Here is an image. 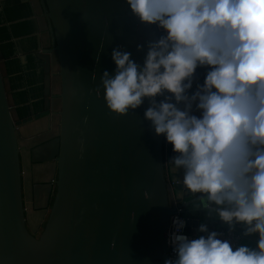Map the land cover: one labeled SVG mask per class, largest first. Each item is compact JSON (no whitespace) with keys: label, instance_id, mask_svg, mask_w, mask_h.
<instances>
[{"label":"water","instance_id":"obj_1","mask_svg":"<svg viewBox=\"0 0 264 264\" xmlns=\"http://www.w3.org/2000/svg\"><path fill=\"white\" fill-rule=\"evenodd\" d=\"M39 1L58 102L47 217L40 233L28 224L23 119L0 52V264H164L171 217L177 206L200 211L195 197L180 193L174 176L182 174L143 117L147 102L118 116L94 91L115 67L112 48L140 61L136 44L151 30L125 0Z\"/></svg>","mask_w":264,"mask_h":264},{"label":"clouds","instance_id":"obj_2","mask_svg":"<svg viewBox=\"0 0 264 264\" xmlns=\"http://www.w3.org/2000/svg\"><path fill=\"white\" fill-rule=\"evenodd\" d=\"M125 3L151 30L142 60L113 47L95 94L118 116L147 102L177 188L203 212L195 235L171 218L164 264H264V0Z\"/></svg>","mask_w":264,"mask_h":264},{"label":"crops","instance_id":"obj_3","mask_svg":"<svg viewBox=\"0 0 264 264\" xmlns=\"http://www.w3.org/2000/svg\"><path fill=\"white\" fill-rule=\"evenodd\" d=\"M51 48L49 26L39 0H0V52L14 107L23 119L20 130L26 143L22 158L27 176L28 224L38 233L47 217L48 172L57 138L54 110L58 102L53 62L47 53ZM187 216L197 225L203 222L202 211H187Z\"/></svg>","mask_w":264,"mask_h":264},{"label":"built area","instance_id":"obj_4","mask_svg":"<svg viewBox=\"0 0 264 264\" xmlns=\"http://www.w3.org/2000/svg\"><path fill=\"white\" fill-rule=\"evenodd\" d=\"M168 144H166L165 152H166V159L168 158ZM178 205V204H177ZM180 216L186 220V227L184 229L185 233L188 235H195V229L197 228V223L193 221L189 216L185 215V209L181 206H177L176 213L173 216ZM172 216V217H173ZM171 217V218H172ZM171 227V221H170ZM170 231V228H169ZM168 231V232H169ZM237 242H241L237 237ZM172 255L171 248L168 246V257Z\"/></svg>","mask_w":264,"mask_h":264},{"label":"trees","instance_id":"obj_5","mask_svg":"<svg viewBox=\"0 0 264 264\" xmlns=\"http://www.w3.org/2000/svg\"><path fill=\"white\" fill-rule=\"evenodd\" d=\"M171 155V146H168V156ZM189 209V208H188ZM185 215H187V211L185 212ZM210 227L217 228L214 223L210 224Z\"/></svg>","mask_w":264,"mask_h":264}]
</instances>
